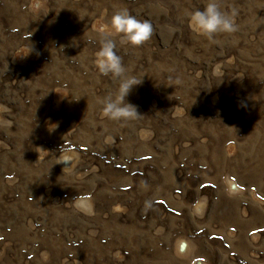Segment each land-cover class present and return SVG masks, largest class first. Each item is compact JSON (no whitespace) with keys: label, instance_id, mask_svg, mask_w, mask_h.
Here are the masks:
<instances>
[{"label":"rangeland","instance_id":"374dc122","mask_svg":"<svg viewBox=\"0 0 264 264\" xmlns=\"http://www.w3.org/2000/svg\"><path fill=\"white\" fill-rule=\"evenodd\" d=\"M30 3L0 0V264H264V0H221L237 30L211 41L205 0ZM122 7L153 34L118 44L142 83L116 122L93 61Z\"/></svg>","mask_w":264,"mask_h":264},{"label":"clouds","instance_id":"9594fccd","mask_svg":"<svg viewBox=\"0 0 264 264\" xmlns=\"http://www.w3.org/2000/svg\"><path fill=\"white\" fill-rule=\"evenodd\" d=\"M46 6V0H31L30 3V8L37 13ZM237 14L236 8H232L230 11L223 10L221 0H205L202 9H196L188 14V24L194 34L211 41L217 33H233L237 30L235 24ZM96 31L99 34V49L94 54V66L100 75L111 76L114 80H119V86L115 93H109L100 101L102 114L107 119L116 122L134 119L140 114L137 107L128 102L126 98L133 88L142 82L135 77L126 76V68L122 57L117 54V48L118 44L120 46L131 45L132 47L144 45L152 37L153 25L150 21L137 19L126 7H122L114 11L106 22H99ZM73 201L78 211L88 215L92 214V206L86 202V197L78 195ZM120 210L119 205L113 208L114 212ZM202 211V202L195 201L192 205V213L200 215ZM114 259L119 260V253L114 255Z\"/></svg>","mask_w":264,"mask_h":264}]
</instances>
